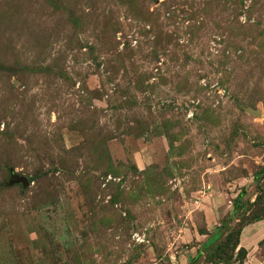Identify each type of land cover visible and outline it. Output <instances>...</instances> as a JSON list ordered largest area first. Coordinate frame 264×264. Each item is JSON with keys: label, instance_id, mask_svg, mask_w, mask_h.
<instances>
[{"label": "rangeland", "instance_id": "1", "mask_svg": "<svg viewBox=\"0 0 264 264\" xmlns=\"http://www.w3.org/2000/svg\"><path fill=\"white\" fill-rule=\"evenodd\" d=\"M136 1L0 0V185L38 176L0 189V264H212L256 198L264 0ZM241 244L264 264V220Z\"/></svg>", "mask_w": 264, "mask_h": 264}, {"label": "trees", "instance_id": "2", "mask_svg": "<svg viewBox=\"0 0 264 264\" xmlns=\"http://www.w3.org/2000/svg\"><path fill=\"white\" fill-rule=\"evenodd\" d=\"M130 5H138L136 0H129ZM240 7L245 6V0H237ZM0 68H6L0 64ZM10 70V69H9ZM7 130L2 131L0 134H5ZM145 132V131H143ZM162 132V131H160ZM169 134L168 131L165 132ZM105 142H99L102 145ZM97 148V146H95ZM107 153V152H106ZM11 166L6 163V167ZM131 169L137 171L136 167ZM106 172H112L115 175H119L122 172L121 167H113L108 165L105 169ZM264 167L257 170L254 174V180L258 184V193L256 198L251 199L245 198L247 196V189L244 187L240 193L233 200V209L229 216V221L225 220L222 222L221 227L216 228V232L213 236L202 245L204 247L205 260L212 264H243L247 257L248 250L241 244V236L244 228L251 224L261 220H264V187L260 181L264 182ZM30 181L38 178L36 174L28 176ZM9 187V185L2 183L0 189ZM237 217L239 221L234 227H229L231 221ZM80 259V256H78ZM199 259L194 258L192 262H197Z\"/></svg>", "mask_w": 264, "mask_h": 264}, {"label": "water", "instance_id": "3", "mask_svg": "<svg viewBox=\"0 0 264 264\" xmlns=\"http://www.w3.org/2000/svg\"><path fill=\"white\" fill-rule=\"evenodd\" d=\"M245 110L251 114L261 115V111L258 109H254L253 107H245ZM30 183L31 181L27 175L23 173H17L13 169H11V176L6 184L9 186H13L15 184H21L24 188H26L30 185ZM124 264H128V263L125 262Z\"/></svg>", "mask_w": 264, "mask_h": 264}]
</instances>
